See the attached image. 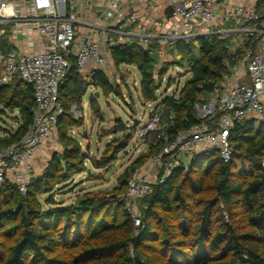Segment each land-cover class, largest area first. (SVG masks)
Instances as JSON below:
<instances>
[{"label":"trees","instance_id":"obj_1","mask_svg":"<svg viewBox=\"0 0 264 264\" xmlns=\"http://www.w3.org/2000/svg\"><path fill=\"white\" fill-rule=\"evenodd\" d=\"M1 42V46L8 51L10 48L3 41ZM197 43L199 59L194 60L190 66L191 78L186 81L179 98L165 97L162 100V104L168 109L164 115L173 116V124L166 130L170 138L204 121L196 116L195 106L204 105L213 88L222 83L224 62L227 59L225 41L216 37L210 40L202 37ZM175 48L181 53L184 49L190 50L186 42H179ZM108 50L109 59L115 67L122 65L136 67L141 75L140 92L143 99L155 101L157 90L153 79L155 62L150 56V50L135 43L118 44ZM13 82H15L14 86L10 87ZM11 83L0 85V105L12 111L16 110L20 115V123L13 133L7 132L5 138L0 139V150L18 142L32 124L34 102L31 88L18 79ZM91 85L105 91L109 85L104 72L102 70L93 72L91 82L85 83L74 65L59 85L58 92L64 111L57 120L56 133L63 142L67 139L64 131L67 112L72 106L80 104L86 88ZM91 101L90 108L94 110L95 106ZM217 119L218 115H215L210 123H216ZM116 123L122 128L119 120ZM121 128H117V131ZM230 145L232 155L229 162L222 163L213 154L208 160H203L201 169L211 170L214 180L221 179L216 189L223 203L236 204L246 213L247 225L251 232L238 235L233 228L222 222L219 225L220 230H211L213 226L211 217L217 209V204L214 200H205L202 208L196 212L199 226L195 234L191 232V242L187 245L185 241L172 242L171 246L175 249L165 253L167 259L165 264H264V252L260 250H264V167L262 166L264 125L260 124L255 129L254 122L251 121L236 123L230 133ZM126 146L127 143H124L123 148ZM161 148L160 145L148 146V154L139 157L132 168L141 167L149 155L150 157L158 155ZM77 153L79 154V150ZM203 155L197 156L192 161L194 165L202 160ZM73 157V154L67 152L60 156L53 154L42 183L36 188V182H39L33 181L28 185L25 196L35 197L42 192L50 195L55 184H62L78 173L72 171L64 174V168L69 166ZM181 169L178 168L163 183L154 186L153 194L148 197L149 203L143 214L140 233L132 239L130 237L132 220L129 215L124 211L119 220L108 225L106 222L108 212L103 199L85 197L70 206L47 207L40 211L35 210L31 205L28 208L24 206L20 202L21 194L14 185L8 182L3 184L0 187V226L6 225L2 233L10 240L3 254V264H79V260L100 254H105V257L94 258L80 264H140V252L136 260L130 258L129 244L132 243L136 252L146 241H160L158 232L154 228V225H159V219L152 223V219L157 216L156 210L164 214L173 208L181 211L185 204L179 194L180 184L187 182L188 188L194 195H199L205 190L201 178L193 180L185 175L179 183ZM48 179L55 182L50 184ZM230 181L233 184H230ZM9 203L12 204L10 208H8ZM51 203L52 198L48 197L47 205ZM99 212L102 213L97 219ZM111 215H115L113 211ZM219 221H222V217L217 218L215 222L219 223ZM187 222H192V219L184 216L180 223L176 224L179 228L178 234L183 232L184 235L189 228ZM50 233L54 235L52 237L57 240L58 246L65 251L78 250L87 239L100 242L96 248L91 246L90 250H84L72 258L66 254L68 261L60 260L55 257L49 258L45 254L48 251L46 241L49 240ZM211 253L214 255L210 256Z\"/></svg>","mask_w":264,"mask_h":264},{"label":"built area","instance_id":"obj_2","mask_svg":"<svg viewBox=\"0 0 264 264\" xmlns=\"http://www.w3.org/2000/svg\"><path fill=\"white\" fill-rule=\"evenodd\" d=\"M231 0H183L172 6L167 32L160 35L163 45L174 49L179 42L197 41L208 35L230 37L225 44L222 83L213 88L201 110L204 121L172 138L159 127V117L137 131L143 145L162 146L151 157V168L158 170L157 183H163L175 170L197 156L211 153L222 163L231 159L230 133L236 123L264 125V0H244L228 6ZM0 0V85L18 79L32 91V124L16 143L0 150V187L10 183L26 195L30 174L41 149L56 132L63 115L59 85L72 65L82 76L104 70L107 51L102 42L79 40L73 16L66 14V0ZM223 14H217L219 8ZM138 22L131 14L112 33L125 39ZM125 37V38H124ZM23 41L25 50L17 44ZM1 41L10 49L5 51ZM116 44L107 42L108 49ZM218 115L216 123H210ZM172 126L173 116H169ZM153 134V136H151ZM264 165V156H263ZM156 183V184H157ZM155 184V185H156ZM149 176L135 171L126 183L125 197L137 202L153 194ZM129 215L134 227L141 226L140 213L133 205Z\"/></svg>","mask_w":264,"mask_h":264},{"label":"rangeland","instance_id":"obj_3","mask_svg":"<svg viewBox=\"0 0 264 264\" xmlns=\"http://www.w3.org/2000/svg\"><path fill=\"white\" fill-rule=\"evenodd\" d=\"M214 37L225 41L228 46L232 45L229 36L208 35L205 36V39L210 40V38ZM187 43L190 50L184 49L183 53L177 48L171 49L155 41L144 44L143 48L150 50V56L155 62L153 79L157 90L155 91L156 100L153 102L143 99L140 92L141 75L135 66L122 65L117 68L108 59L104 70L109 85L108 88L105 91L92 85L86 88L80 104L72 106L65 117L67 121L64 128L66 141L63 142L56 132L51 136L47 142V147L44 148L45 156H42V154L37 156L28 185L32 184L33 181H38L39 183L36 182V188H38V184L42 183V178L45 176L53 154L59 156L65 152L73 154L74 157L70 160L69 166L64 168V174L72 171H78V173L62 184H55L50 195L45 192L36 194L35 197L21 195L20 202L27 208L31 205L35 210L43 211L47 207H66L75 204L79 199L94 197L105 200L108 212L106 222L108 225L114 224L119 220L124 211L129 215L128 208L131 205L139 211L142 225L143 214L147 209L149 198L130 202L125 197L126 180L135 171L146 174V170L151 167V157L149 155L141 167L132 168V165L139 157L148 154V146H150L139 142L137 131L146 126L151 116L154 115L159 117V127L162 128L164 126L162 130H166L171 125L169 123V114L168 116L164 115L165 112H168V109L162 104V100L165 97L179 98L180 91L186 81L191 78L190 66L194 60L199 59L200 55L197 49L199 46L197 41ZM91 78L92 76L83 80L85 83H90ZM15 82L9 86H14ZM90 101L95 106L94 110L90 108ZM203 106H195L197 117H201ZM117 120L122 124V128L117 125ZM18 123H20L19 113L16 110L12 111L0 105V139L5 138L4 136L7 132L13 133L18 128ZM258 127L259 123H254V128ZM117 128H121L120 131H117ZM124 143H127L125 148H123ZM78 150L79 154L77 153ZM211 155L213 154H204V157L197 165H194V162L191 164L185 163L181 167V177L178 181L180 183V180L185 175H188L193 180L201 178L205 188L204 192L194 195L188 188L187 182L180 184L179 194L184 200L185 206L181 208V211H178V208H173L165 214L160 210H156L157 216L152 219V223L154 224L159 219V225H154V228L158 232L160 241H146L139 246L138 252H134L132 243H130L128 250L131 259L136 260L135 258L140 252V264H165L167 260L165 253L168 250L175 249L174 246H171L172 242L185 241L186 245L191 242V232L195 234L194 232L197 231L199 226V217L196 216V212L202 208L205 200H214L217 204V209L213 217H211L213 222L211 230H220L221 227L219 225L222 222L233 228L238 235L251 232L247 225L246 213L236 204L223 203L216 189L221 179L217 178L214 180L211 170L204 171L201 169L203 160H208ZM262 166L264 167L263 164ZM150 174V181L155 185L158 181V170L153 168ZM48 182L53 184L55 181L48 179ZM229 183L233 184L231 181ZM48 197L52 198L51 205H47ZM10 207H12V204L9 203L8 208ZM112 211L115 215L110 216ZM101 213H98L97 219ZM184 216L191 218L192 222L186 223L189 228L182 235V231V233L178 234L177 229L179 230V228L176 224L180 223ZM129 217L131 218L130 215ZM220 217H222V221L216 223L215 221ZM5 226V224L0 226V264H3V254L10 244L8 237L2 233ZM140 228L141 226L138 228L134 227L132 222L131 239L140 233ZM50 235L48 237L49 240L46 241V248L48 249L45 253L46 256L66 261L69 260L66 259V254L72 258V256L80 254L84 250H90L91 246L96 248L100 242L99 240L87 239L78 250L71 251L67 249L65 251L58 246L57 240L52 237L54 235L51 233ZM161 242H164V244L162 245ZM260 250L264 252L263 249ZM213 255L214 253L210 254V256ZM104 257L105 254L93 255L89 259H86V257L79 260V264L89 262L94 260V258L103 259Z\"/></svg>","mask_w":264,"mask_h":264},{"label":"crops","instance_id":"obj_4","mask_svg":"<svg viewBox=\"0 0 264 264\" xmlns=\"http://www.w3.org/2000/svg\"><path fill=\"white\" fill-rule=\"evenodd\" d=\"M58 1L60 7L61 0ZM181 1L183 0H66V14L74 18L73 25L77 38L100 40L109 59L107 46L109 41L115 42V46L135 43L143 47L144 44L152 41L163 45L159 39L160 35L168 31L170 25L168 18L173 4ZM243 1L231 0L227 5L233 6ZM224 12L225 8L222 7L218 9L217 14ZM133 13L138 15V22L130 28L132 34L124 37L125 39H119L117 34L112 33L113 29L117 25L124 24L126 17ZM17 44L21 50H25L23 41L19 40ZM91 76L92 73H88V70L82 74L84 80ZM45 147L47 143L40 151L42 156H45ZM151 170H153L151 167L146 170L149 178Z\"/></svg>","mask_w":264,"mask_h":264}]
</instances>
